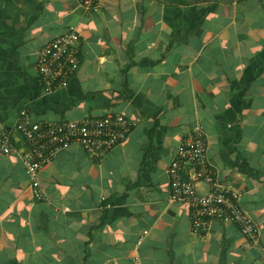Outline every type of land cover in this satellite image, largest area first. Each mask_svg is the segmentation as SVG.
<instances>
[{"label":"crops","instance_id":"0c3cea01","mask_svg":"<svg viewBox=\"0 0 264 264\" xmlns=\"http://www.w3.org/2000/svg\"><path fill=\"white\" fill-rule=\"evenodd\" d=\"M70 26L80 67L47 90L39 51ZM22 108L138 122L106 152L61 150L40 168L37 198ZM0 124L16 146L5 152L0 134V264H264V0H0ZM196 125L257 240L219 218L195 231L189 202L169 198V163Z\"/></svg>","mask_w":264,"mask_h":264},{"label":"built area","instance_id":"2783aa9c","mask_svg":"<svg viewBox=\"0 0 264 264\" xmlns=\"http://www.w3.org/2000/svg\"><path fill=\"white\" fill-rule=\"evenodd\" d=\"M100 0H82L86 8ZM81 33L70 26L55 36L39 51L38 70L45 89L66 86L81 64ZM138 118H131L125 111L88 115L81 119H34L27 108L19 112L15 128L26 144L22 162L26 167L34 196L46 198L39 179V170L61 150L79 142L88 152L102 153L122 142ZM1 146L5 152L16 149L10 133L0 124ZM171 200L188 201L192 207L193 229L208 230L210 220L219 218L239 225L241 231L258 238V226L253 216L241 205L240 192L224 185L215 176L207 158V138L201 125H196L180 142L169 163ZM208 185L199 191L198 183Z\"/></svg>","mask_w":264,"mask_h":264}]
</instances>
